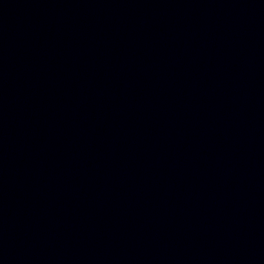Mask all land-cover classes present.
Here are the masks:
<instances>
[{
  "label": "water",
  "instance_id": "1",
  "mask_svg": "<svg viewBox=\"0 0 264 264\" xmlns=\"http://www.w3.org/2000/svg\"><path fill=\"white\" fill-rule=\"evenodd\" d=\"M113 264H264V0H39Z\"/></svg>",
  "mask_w": 264,
  "mask_h": 264
}]
</instances>
